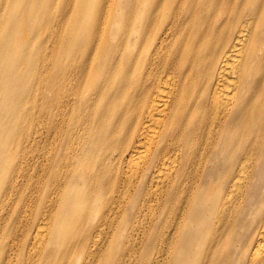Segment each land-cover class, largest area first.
Returning a JSON list of instances; mask_svg holds the SVG:
<instances>
[{"label":"bare ground","instance_id":"obj_1","mask_svg":"<svg viewBox=\"0 0 264 264\" xmlns=\"http://www.w3.org/2000/svg\"><path fill=\"white\" fill-rule=\"evenodd\" d=\"M19 1L36 31V5L55 3ZM77 1L54 21L37 115L34 50L0 40V226L21 233L0 237V264H46L62 243L85 264H264V0ZM36 147L41 183L68 186L61 212L34 219ZM75 181L104 213L72 242Z\"/></svg>","mask_w":264,"mask_h":264},{"label":"rangeland","instance_id":"obj_2","mask_svg":"<svg viewBox=\"0 0 264 264\" xmlns=\"http://www.w3.org/2000/svg\"><path fill=\"white\" fill-rule=\"evenodd\" d=\"M80 0L77 1V4L80 3ZM2 9L0 12V40H3L6 42L7 39L11 38L16 41V45H20L24 48L29 47L30 49L34 50L29 59L31 60V64L29 65V68L26 73V79L23 80V83H26V86H30V96H26L24 98V108L28 109L29 111H32V116L37 115L40 105V97L38 93V84H39V77L41 73V69L43 66H53V39L51 40L50 37L52 35V29L54 26V21L58 19L59 17L64 16V13L67 17L71 15V8L74 5V2H71L69 6H66L65 0H55V3L53 6L47 10V6L45 7L42 4H37L35 7V13L39 15V17H36V22L38 25V31H36L33 28H30L27 30V28H24L21 24V17H13V12L18 8L20 1L19 0H2ZM23 8L28 10L30 8L29 2L25 0L23 2ZM44 9V11H43ZM49 23V24H48ZM24 28V29H23ZM9 31V34H8ZM2 32V33H1ZM10 35V36H9ZM43 40L46 42V45L48 46L47 50L40 51L38 55V49H40V43L39 40ZM42 45V47H43ZM41 47V48H42ZM1 55L4 56V53ZM38 55V60L36 61ZM36 70V76L32 78L30 76V73L32 70ZM11 74V73H10ZM13 77L18 76L19 72H13ZM3 75H0V80H2ZM3 105H0L1 107H5V103H2ZM21 109V108H20ZM4 119H0V123L3 125L5 122L9 123V117L7 115H4ZM2 131V127H0ZM31 132L34 130L33 128L29 129ZM4 134H0V141L2 137H4ZM65 141V140H64ZM63 147V144L61 146V149ZM41 150L37 149L36 151L30 150L29 153H31V158L29 159V165L27 167V174L28 177L32 179V183H29L28 189H25V193L29 194L31 199L33 200V209L34 211V219L36 218V215L40 211H51V214L53 216L57 215L59 212H61V206L64 203L63 196H64V190L68 186L64 180L59 181L56 184L54 193H51V185L47 187V184H42L40 180V173L41 169H39V164L37 163V160L34 161L36 158H40V152ZM60 153H63L61 151ZM58 169V168H57ZM57 169H54L57 171ZM11 170V166L9 165L7 168V171ZM61 173L64 171L62 168L58 169ZM26 174V172H25ZM80 180V179H79ZM79 182V181H78ZM75 187V193H76V203L80 204H74V208L76 210H72L71 216H73L77 221L76 226L71 231L69 230L68 235H70L74 240L81 241L82 237L87 233V231L90 229L91 224L97 225L99 219L103 215V211H101V203L100 200H104V196L101 191L95 192L94 194H91V197L88 198V200H85L82 198L84 190L79 186L76 181L73 182L71 185ZM59 189L61 191L59 192ZM85 194V192H84ZM19 198L15 196L14 199L10 202V208H18L20 206L19 204ZM62 200V201H61ZM94 221V222H93ZM18 222V220H17ZM31 228V226H30ZM127 228V227H126ZM0 237H4L5 235H11L12 237L9 240L19 241L21 239V233L18 230V225H14V222L12 220H8L7 223H1L0 226ZM124 234V232L122 233ZM66 235V236H68ZM74 235L76 237L74 238ZM122 241L125 237V235H122ZM69 237V240L72 238ZM68 239V237H67ZM122 243V242H121ZM120 243V245H121ZM68 245V244H67ZM66 245V246H67ZM61 247L55 248L56 250L53 252L52 256H50L46 262V264H85L87 263L90 258L86 257L83 253H78L77 257L73 258H63L62 254L65 252L64 243L60 245ZM71 259V260H70ZM45 260V259H44ZM34 264H43V260L41 261V257L39 256Z\"/></svg>","mask_w":264,"mask_h":264}]
</instances>
